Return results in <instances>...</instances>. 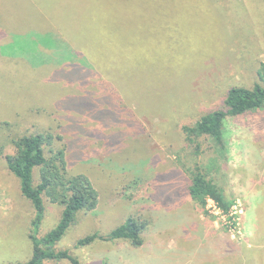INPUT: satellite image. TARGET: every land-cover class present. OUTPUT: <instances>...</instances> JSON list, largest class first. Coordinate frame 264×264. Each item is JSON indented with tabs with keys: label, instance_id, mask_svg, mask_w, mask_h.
<instances>
[{
	"label": "rangeland",
	"instance_id": "rangeland-1",
	"mask_svg": "<svg viewBox=\"0 0 264 264\" xmlns=\"http://www.w3.org/2000/svg\"><path fill=\"white\" fill-rule=\"evenodd\" d=\"M262 64L264 0H0V264L29 260L30 233L43 240L61 222L65 205L43 194L33 227L37 209L6 158L18 138L46 132L69 174L99 193L54 251L87 264H217L224 234L244 264H264V110L225 121L229 215L191 197L187 169L214 149L183 132L230 87L252 88ZM132 217L146 221L140 246H78Z\"/></svg>",
	"mask_w": 264,
	"mask_h": 264
},
{
	"label": "trees",
	"instance_id": "trees-1",
	"mask_svg": "<svg viewBox=\"0 0 264 264\" xmlns=\"http://www.w3.org/2000/svg\"><path fill=\"white\" fill-rule=\"evenodd\" d=\"M258 75L259 80L252 88L242 85L230 87L224 106L206 113L193 125L183 126L189 146L197 144L198 149L199 139L205 136L211 140L210 146L214 149L210 162L202 164L196 162L193 167L187 169L190 177L189 193L196 205L207 215H210L209 199L214 201L222 214L229 215L232 212L235 200L228 197L226 192L229 175L225 171L227 145L224 126L229 117L264 110V64L259 67ZM55 141L56 137L51 132L26 135L15 141L14 153L6 155L9 169L20 179L23 195L29 198L37 209L33 227L38 226L43 217V194L51 202L65 205L61 222L43 240L38 239L33 231L30 233L33 242L32 257L24 262L8 264H44L45 260L58 258L69 259L72 264H87L68 249L56 252L50 248L62 239L75 222L78 212H91L99 202V193L87 175L69 174L66 150L63 147H55ZM37 167L40 169V180L34 184V170ZM145 225L146 221L132 217L108 235L94 234L80 239L78 246H88L96 239L121 240L140 246L143 243L142 232ZM217 241L221 249L217 250L218 257L214 258L217 264H244L241 259L243 253L237 254L238 249L231 247V241L227 236L220 235ZM42 244H46V248Z\"/></svg>",
	"mask_w": 264,
	"mask_h": 264
},
{
	"label": "built area",
	"instance_id": "built-area-1",
	"mask_svg": "<svg viewBox=\"0 0 264 264\" xmlns=\"http://www.w3.org/2000/svg\"><path fill=\"white\" fill-rule=\"evenodd\" d=\"M211 201L214 202L212 199H209V202H211Z\"/></svg>",
	"mask_w": 264,
	"mask_h": 264
}]
</instances>
